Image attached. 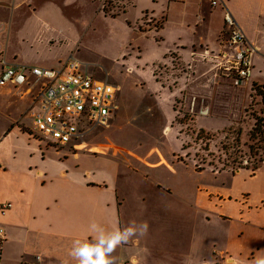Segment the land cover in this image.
<instances>
[{
  "label": "crops",
  "instance_id": "obj_1",
  "mask_svg": "<svg viewBox=\"0 0 264 264\" xmlns=\"http://www.w3.org/2000/svg\"><path fill=\"white\" fill-rule=\"evenodd\" d=\"M7 1V17L0 21L6 65L58 68L67 60L62 54L69 49L72 33L86 23L85 13L95 14L100 0ZM119 1L124 8L116 16L98 14L115 21L120 38L138 33L152 46L148 53L136 42L138 55L134 49L122 50L111 61L109 73L124 69L141 112L155 109L170 119L163 110L175 109L170 100L163 101L166 91L171 96L169 83L158 80L154 69L168 62L166 54L172 49L192 71V52L224 50V10L211 6L210 0ZM228 1L226 7L258 49L250 77L238 87L256 86L264 92V0ZM11 10L30 13L33 22H24L22 29L33 40L25 41L27 45L20 41L17 51L9 54ZM144 15L151 22L145 30L139 27ZM32 43L40 44V50H31ZM104 72V78L97 79L110 82ZM122 83H112L117 88L108 126L63 145L34 133L29 110L37 105L41 81L33 83L30 75L22 85L0 86V205L11 203L4 214L0 211V264L32 263L37 256L38 264H76L70 255L73 242L93 239L92 223L111 231L133 221H147L148 234L118 246L115 264H256L264 259V166L228 170L202 164L196 169L180 150L154 136L114 137L112 122L126 116L120 103L126 89ZM25 118L31 120L30 127ZM132 189L136 197H131Z\"/></svg>",
  "mask_w": 264,
  "mask_h": 264
},
{
  "label": "rangeland",
  "instance_id": "obj_2",
  "mask_svg": "<svg viewBox=\"0 0 264 264\" xmlns=\"http://www.w3.org/2000/svg\"><path fill=\"white\" fill-rule=\"evenodd\" d=\"M223 1L230 6L228 0ZM7 2L0 0V21L7 17ZM123 8L122 1L100 0L94 15L90 12L84 14L86 23L82 22L78 30L72 33L74 35L69 49L63 48L65 50L62 54L65 60L70 58V55L86 64L96 78H104L106 71L110 82H123L125 85L126 89L122 91L124 99L120 103L126 116H118V119L112 122L115 128L112 131L114 137L154 136L166 146L180 150L179 153L185 155L192 166L196 164V169H200L197 165L207 166V163L211 164L208 166L228 170H238L256 164L264 166V96L261 97L254 89L256 86L244 89L238 87V83L242 82L229 75L231 80L224 77L213 61L203 59L200 49L196 50L198 54L192 52V64H195L196 69L194 71L187 67L189 63L187 64L186 60L182 62L179 59L178 52L174 49L166 54L168 62L158 63L154 69L158 80L169 83L171 96L166 91L163 101L169 104L170 100L175 109L170 111V107H165L163 110L172 117L164 119L163 111L155 112V109L141 112L143 109L139 107L137 94H132L135 87L130 76L125 77L124 69H121L122 73L117 72L118 76L109 73V68L111 61H114V57L122 50L125 52L134 49L133 54L138 55L140 47L135 43L141 42L143 49L149 53L152 42L146 38L140 39L138 33L132 34L134 36L130 34L129 39L120 38L122 34L115 21L98 14V11H101L105 16L114 17ZM145 16H142L143 22L139 25L143 30L151 23ZM29 21L32 23L33 19L28 11H10L7 39L9 54L17 51L15 48L20 41L27 45L25 41L29 43L33 40L32 35L22 29L24 22ZM157 24L154 25L155 28ZM225 30L224 25L223 32ZM4 35L1 32L2 40ZM32 44L31 50H40V44ZM191 51L189 49V52ZM121 63L123 65L125 62ZM127 70L130 71L131 68L128 67ZM24 121L27 127H30L31 120L25 118ZM165 127H168L167 131ZM130 195L136 197V189H132Z\"/></svg>",
  "mask_w": 264,
  "mask_h": 264
},
{
  "label": "built area",
  "instance_id": "obj_3",
  "mask_svg": "<svg viewBox=\"0 0 264 264\" xmlns=\"http://www.w3.org/2000/svg\"><path fill=\"white\" fill-rule=\"evenodd\" d=\"M210 5H220L226 27L225 49L212 53L204 51L203 59L213 61L221 72L237 79L247 80L252 72V58L257 47L246 37L233 14L223 0H210ZM0 86H19L33 77V83L41 81L35 97L36 107L29 110L34 133L41 139L63 145L83 140V136L96 127H107L115 106L113 96L116 86L88 73L86 65L70 56L62 66L48 68L23 64L6 65L4 50L0 48ZM10 202L0 205L4 214ZM4 231L0 228V247ZM39 257L32 263L38 264Z\"/></svg>",
  "mask_w": 264,
  "mask_h": 264
},
{
  "label": "clouds",
  "instance_id": "obj_4",
  "mask_svg": "<svg viewBox=\"0 0 264 264\" xmlns=\"http://www.w3.org/2000/svg\"><path fill=\"white\" fill-rule=\"evenodd\" d=\"M90 229L95 234L93 239H77L73 242L70 255L76 264H115L113 253L116 248L134 237L146 236L149 224L147 221H133L127 227L107 231L92 223ZM256 264H264V259H258Z\"/></svg>",
  "mask_w": 264,
  "mask_h": 264
},
{
  "label": "trees",
  "instance_id": "obj_5",
  "mask_svg": "<svg viewBox=\"0 0 264 264\" xmlns=\"http://www.w3.org/2000/svg\"><path fill=\"white\" fill-rule=\"evenodd\" d=\"M257 92L260 94V96L261 97H263L264 96V92H263V90H257ZM201 130V129H200ZM262 133V132H261ZM259 136V135H258ZM263 136V135H262ZM262 138H264V137H262ZM208 165L210 164V163H207ZM211 165V164H210ZM223 165H225V163L223 164ZM257 165L258 164H256V165H252V166H249L248 168H252V169H255V168H257ZM220 168H223V167H220ZM247 168V167H246Z\"/></svg>",
  "mask_w": 264,
  "mask_h": 264
}]
</instances>
